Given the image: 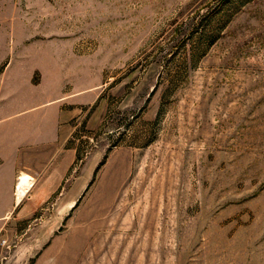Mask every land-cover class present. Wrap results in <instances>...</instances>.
I'll return each instance as SVG.
<instances>
[{
  "label": "rangeland",
  "instance_id": "1",
  "mask_svg": "<svg viewBox=\"0 0 264 264\" xmlns=\"http://www.w3.org/2000/svg\"><path fill=\"white\" fill-rule=\"evenodd\" d=\"M0 88L70 128L0 264H264V0H0Z\"/></svg>",
  "mask_w": 264,
  "mask_h": 264
},
{
  "label": "crops",
  "instance_id": "2",
  "mask_svg": "<svg viewBox=\"0 0 264 264\" xmlns=\"http://www.w3.org/2000/svg\"><path fill=\"white\" fill-rule=\"evenodd\" d=\"M7 91L0 88V221L8 219L25 197H32L31 184L23 199L18 200L15 192L22 175L33 181L37 177L27 165L39 162L38 156L48 150L53 154L70 131L53 91L31 89L26 103L17 96L3 101Z\"/></svg>",
  "mask_w": 264,
  "mask_h": 264
},
{
  "label": "bare ground",
  "instance_id": "3",
  "mask_svg": "<svg viewBox=\"0 0 264 264\" xmlns=\"http://www.w3.org/2000/svg\"><path fill=\"white\" fill-rule=\"evenodd\" d=\"M30 181H31L30 177H28L26 175H22L21 178L19 179L18 188H17V196H18L17 198H18V200L21 199V197L24 196L27 188L30 185Z\"/></svg>",
  "mask_w": 264,
  "mask_h": 264
}]
</instances>
